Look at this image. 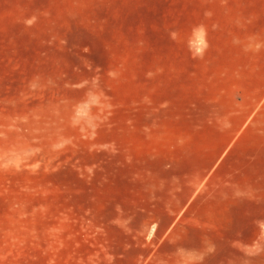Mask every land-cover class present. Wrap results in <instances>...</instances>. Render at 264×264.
Returning a JSON list of instances; mask_svg holds the SVG:
<instances>
[{
	"label": "rangeland",
	"instance_id": "rangeland-1",
	"mask_svg": "<svg viewBox=\"0 0 264 264\" xmlns=\"http://www.w3.org/2000/svg\"><path fill=\"white\" fill-rule=\"evenodd\" d=\"M210 124L264 143V0H0V264H264L130 206Z\"/></svg>",
	"mask_w": 264,
	"mask_h": 264
},
{
	"label": "crops",
	"instance_id": "crops-1",
	"mask_svg": "<svg viewBox=\"0 0 264 264\" xmlns=\"http://www.w3.org/2000/svg\"><path fill=\"white\" fill-rule=\"evenodd\" d=\"M247 127L203 125L180 137L162 164L156 191L131 192L139 213L163 216L150 240L158 247H250L264 222V143ZM252 216H258L254 220ZM150 224L146 227L149 228Z\"/></svg>",
	"mask_w": 264,
	"mask_h": 264
}]
</instances>
